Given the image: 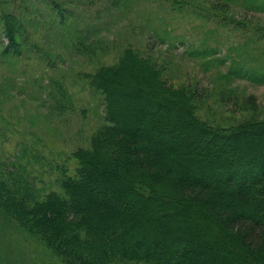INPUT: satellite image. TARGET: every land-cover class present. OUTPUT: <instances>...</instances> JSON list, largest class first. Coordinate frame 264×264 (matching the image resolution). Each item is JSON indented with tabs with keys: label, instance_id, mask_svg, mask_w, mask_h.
Masks as SVG:
<instances>
[{
	"label": "trees",
	"instance_id": "16d2710c",
	"mask_svg": "<svg viewBox=\"0 0 264 264\" xmlns=\"http://www.w3.org/2000/svg\"><path fill=\"white\" fill-rule=\"evenodd\" d=\"M91 85L105 124L74 174L42 198L0 178V211L63 264H264V118L209 124L131 48Z\"/></svg>",
	"mask_w": 264,
	"mask_h": 264
},
{
	"label": "rangeland",
	"instance_id": "374dc122",
	"mask_svg": "<svg viewBox=\"0 0 264 264\" xmlns=\"http://www.w3.org/2000/svg\"><path fill=\"white\" fill-rule=\"evenodd\" d=\"M126 48L209 124L264 118V0H0V178L59 190L105 124L91 76ZM0 264L63 262L0 211Z\"/></svg>",
	"mask_w": 264,
	"mask_h": 264
}]
</instances>
